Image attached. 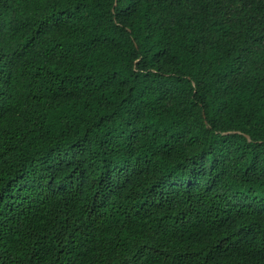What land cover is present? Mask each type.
I'll return each mask as SVG.
<instances>
[{"label":"trees","instance_id":"16d2710c","mask_svg":"<svg viewBox=\"0 0 264 264\" xmlns=\"http://www.w3.org/2000/svg\"><path fill=\"white\" fill-rule=\"evenodd\" d=\"M0 264H264V0H0Z\"/></svg>","mask_w":264,"mask_h":264}]
</instances>
